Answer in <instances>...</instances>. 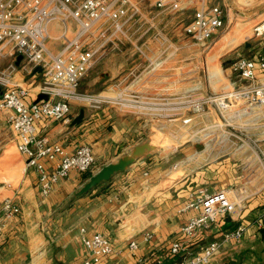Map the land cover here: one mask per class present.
Returning <instances> with one entry per match:
<instances>
[{
    "label": "crops",
    "instance_id": "crops-1",
    "mask_svg": "<svg viewBox=\"0 0 264 264\" xmlns=\"http://www.w3.org/2000/svg\"><path fill=\"white\" fill-rule=\"evenodd\" d=\"M133 1L139 13L127 28L148 26L154 35L165 37L160 29L164 25L168 27L173 22L169 17L178 11L161 9L155 0ZM185 1L193 3V0ZM68 26L70 36L74 37L79 30L77 23L70 21ZM51 28L52 38L48 44L58 51L64 43L57 36L64 27L55 23ZM133 37L130 47L122 45V37L109 48L105 45L107 42L103 43L88 81L80 84L81 91H96L112 97L114 85L128 78L130 71L141 67L140 57H134L140 36ZM155 41L159 44L157 39ZM252 43L248 54L237 52L235 55L250 56L263 49L257 41ZM163 46L161 44L156 52L159 53ZM13 62L18 67L12 74V81L28 90L26 99L29 102L47 99L43 73L40 70L34 74L25 72L13 56L2 58L0 67L8 68ZM151 66L152 63L146 69L153 71ZM71 107L67 120L44 117L37 122L38 130L50 140L61 142L69 152L82 144L90 145L95 157L92 174L105 164L132 155L139 148H144L141 152L144 155L132 157L136 161L128 169L83 195H79V191L89 178L85 179V173L74 170L45 196L36 171L27 167L26 157L17 148L19 137L11 125V112L0 109V149L5 153L15 146L18 154L14 155L20 161L16 163L17 169L22 170L19 177L0 188V264H80L86 253L83 235L94 233H102L123 248L121 253L106 256L98 264H174L179 256L172 254L171 247L184 238L182 227L195 212L184 208L198 189L215 192L242 186L251 196L243 203L240 218H221L210 228L203 229L191 249L198 253L210 241L222 239L224 231L240 223L247 224L249 230L242 241L224 244L208 264H264V162L260 161L259 153L262 150L264 157V112L254 117L256 122L250 136L235 131L238 134L234 141L231 133L224 132L196 141L183 140L181 146L163 154L162 151L148 153L149 147L156 142L152 141L139 116L117 112L109 105L92 107L75 100ZM82 109V121L73 124ZM48 164L51 168L53 163ZM7 198L20 207V211L10 217H5L3 211ZM258 220L263 223L262 227L257 225ZM149 233L152 237L146 239ZM130 240L139 243L135 253L128 251Z\"/></svg>",
    "mask_w": 264,
    "mask_h": 264
},
{
    "label": "built area",
    "instance_id": "built-area-1",
    "mask_svg": "<svg viewBox=\"0 0 264 264\" xmlns=\"http://www.w3.org/2000/svg\"><path fill=\"white\" fill-rule=\"evenodd\" d=\"M155 1L159 8L166 11L182 10L186 2ZM138 13L139 7L133 0H0V60L13 56L16 61L19 55H23L19 67L25 72L34 74L40 67L44 76L43 90L49 95L45 100L29 102L26 99L28 90L12 81V74L18 66L13 62L8 68L0 67V109L11 112V125L19 137L17 148L26 157L27 167L36 171L43 195H50L55 185L62 178L69 177L72 171H90L95 157L88 144L69 152L61 142L42 135L37 122L44 117L67 120L73 100L97 101L94 94L80 90V82L93 66L104 42L99 44L98 38L93 41L87 32L103 20L110 24L102 36L127 37L126 25ZM70 21H75L80 28L74 37L69 36ZM225 21L224 8L217 1H210L195 11L184 26V32L196 42L206 44L219 34ZM55 23H61L64 27L57 36L64 43L58 51L48 44L52 38L51 27ZM253 34L263 49L250 56L235 55L224 65V72L228 70L237 76V81L231 83L233 90L204 96L201 104H198V111L202 114L215 112L224 116V111L231 108L232 100H245L248 113L253 117L264 112V18L253 27ZM139 51L144 54L142 49ZM259 153L260 161L264 162L263 151ZM49 162L53 163L51 168ZM250 196L243 186L215 192L198 189L184 208L195 211L182 227L184 238L175 241L171 247L172 254L182 258L174 264H208L224 244L241 242L249 230V225L242 223L224 231L222 239L210 241L200 252L195 253L191 249L193 241L203 229L228 216L239 219L243 214V203ZM3 211L5 217H10L17 214L20 207L13 199L7 198ZM256 223L263 226L260 220ZM151 237L150 233L146 235V239ZM83 243L86 253L80 264H98L104 257L123 251L113 239L102 233L84 234ZM127 248L130 253H135L139 243L130 240Z\"/></svg>",
    "mask_w": 264,
    "mask_h": 264
},
{
    "label": "rangeland",
    "instance_id": "rangeland-1",
    "mask_svg": "<svg viewBox=\"0 0 264 264\" xmlns=\"http://www.w3.org/2000/svg\"><path fill=\"white\" fill-rule=\"evenodd\" d=\"M202 1L194 2L193 0V3H185L182 10L169 17L173 19V22L168 27L164 25L160 29L165 37H160L162 35H157V33L154 35V31L148 26L140 29L134 27L129 29L126 26L127 37L122 35L124 41L122 45L130 47L132 46L131 40L134 41L133 36H140L135 44L137 47L134 57H140L138 63L142 64L141 67L130 71L128 78L114 85L112 97H105L107 94L93 91L88 93L97 96V101H83L82 103L92 107L109 105L117 112L122 113L123 111L139 116L140 121L151 135L152 141L156 143L168 137L174 138L177 142L188 139L196 141L201 137L205 139L206 136L214 137L221 133L224 134V131L225 134L231 133L232 141L238 134L235 131L241 132L245 137L252 135L250 133L256 121L252 114L248 113L249 107L245 100H232L231 108L224 111V116L215 112L202 114L198 111V104H201L200 101L204 96H213L221 91L233 90L231 83L237 81V76L228 70L224 72L225 62L232 59L237 52L248 54L245 43L255 41L253 27L264 18V10L250 16H243L240 12L257 7L264 3V0H218L217 3L224 8L226 13L225 25L219 34L206 44L198 43L193 39L188 40L183 30L195 11L203 6ZM205 1L210 2V0ZM234 8H238L239 12ZM109 24L102 20L94 25L87 32L89 38L91 37L93 41V38H98L99 44L107 42L105 44L107 48L113 42L118 43L119 35L102 36ZM77 28L80 30L79 25ZM86 35L85 38H87ZM155 39L159 44L155 43ZM161 44L164 45L163 49L157 53L156 50ZM139 49H142L144 54L140 53ZM169 54H172L171 57L166 59ZM161 58L164 60L161 65L156 68L151 66L153 71L146 69L149 64L153 65L155 60ZM91 69L81 82L88 81ZM211 123L220 125L218 130L203 137L201 129ZM184 131H186L185 134ZM181 145L182 143L177 147ZM177 147L151 148L148 153L162 151L164 154ZM3 150V148L0 149V156L3 154L0 158V188L5 184H10L22 173L16 165L20 162L19 158L14 155V153L18 154L17 148L14 146L12 150L4 151L5 153Z\"/></svg>",
    "mask_w": 264,
    "mask_h": 264
},
{
    "label": "water",
    "instance_id": "water-1",
    "mask_svg": "<svg viewBox=\"0 0 264 264\" xmlns=\"http://www.w3.org/2000/svg\"><path fill=\"white\" fill-rule=\"evenodd\" d=\"M235 11L239 12L238 8H234ZM264 10V3L261 5L250 9L248 11L240 12L243 16H250L254 15L256 13H259L260 11ZM252 41H247L245 43V46L247 49H249L252 46ZM23 59V55H19L17 58V65H20V62ZM230 60L226 61L225 64H228ZM37 70H41L39 67ZM1 86H0V93H1ZM84 117V110H81V113L78 117H76L73 121V124L80 123ZM144 151V148H139L136 152H134L132 155H125L121 157L117 162H110L108 164L103 165L96 173L92 174L88 181L84 184V186L79 191V195H83L92 189H94L96 186H98L101 183H104L106 181H109L115 174L125 171L128 169V167L135 162L136 160H132L131 158L134 156H137L138 158L140 156H143L144 154H141V152ZM156 264H163L161 262H157Z\"/></svg>",
    "mask_w": 264,
    "mask_h": 264
},
{
    "label": "bare ground",
    "instance_id": "bare-ground-1",
    "mask_svg": "<svg viewBox=\"0 0 264 264\" xmlns=\"http://www.w3.org/2000/svg\"><path fill=\"white\" fill-rule=\"evenodd\" d=\"M262 21V20H261ZM260 21V22H261ZM259 22V23H260ZM257 26V25H256ZM171 55L172 54H169L168 56H166V59L168 58L169 59V57H171ZM163 59L161 58V59H157V60H155L154 62H153V65H152V68H156V67H158L159 65H161L162 63H163ZM219 126L220 125H218L217 123H211V124H209V125H207V126H205V127H203L202 129H201V133H202V136L204 137V136H206V135H209L210 133H213V132H215L216 130H218V128H219ZM184 134L186 133V131H184L183 132ZM194 136V135H193ZM197 135H195V137H196ZM198 137V136H197ZM199 138H200V136H199ZM202 138V137H201ZM180 143H182V141H180V142H177V140H175L174 138H166V139H163V140H161V141H159L158 143H156V144H153L151 147H149V149H151V148H153V149H158V148H160V147H163V148H165V147H170V146H175V147H177Z\"/></svg>",
    "mask_w": 264,
    "mask_h": 264
},
{
    "label": "trees",
    "instance_id": "trees-1",
    "mask_svg": "<svg viewBox=\"0 0 264 264\" xmlns=\"http://www.w3.org/2000/svg\"><path fill=\"white\" fill-rule=\"evenodd\" d=\"M91 175H92V172L91 171H88V172L85 173L84 178L85 179H88ZM181 259L182 258H179L178 260H181Z\"/></svg>",
    "mask_w": 264,
    "mask_h": 264
}]
</instances>
